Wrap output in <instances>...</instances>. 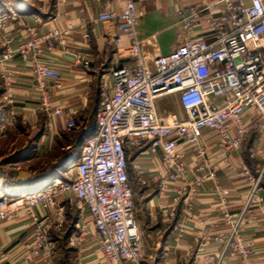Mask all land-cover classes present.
I'll use <instances>...</instances> for the list:
<instances>
[{
	"label": "built area",
	"instance_id": "built-area-1",
	"mask_svg": "<svg viewBox=\"0 0 264 264\" xmlns=\"http://www.w3.org/2000/svg\"><path fill=\"white\" fill-rule=\"evenodd\" d=\"M94 2L103 7L96 21L112 25L116 32L111 39L116 60L100 79L93 130L62 178L13 199L0 195V231L5 223L24 217L30 221L32 234L22 244L21 264H55L50 230L61 231L64 211L60 208L55 217H42L36 209L49 211L60 199L68 201L76 212L70 246L79 248L91 242L101 254V264H147L133 185L140 190L154 185L161 194L173 183H185L191 172L185 154L191 152L193 181L179 189L177 196L184 198L190 211L199 189L211 180V196L228 228L227 235L213 239L222 245L221 252L197 258L193 264H251L255 245L243 237L241 226L262 202L258 192L264 163L256 177H250L253 186L234 220L227 211L232 193L215 177L203 133L207 130L215 136L223 163L228 171H234L241 168L234 153L248 136L264 131V0H189L187 6L175 11L184 42L169 54L155 57L150 67L145 65L141 50L137 26L143 13L135 0ZM109 2L120 6L110 7ZM76 30L82 32V39H90L83 17L75 27L53 28L43 35L29 27V39L15 49L5 38L0 55V84L9 85L6 64L17 57V64L29 74L30 88L43 112L48 117L65 118L68 131L76 123L53 104L47 88L49 81L59 85L61 71L44 55L58 46L74 67L89 69L90 58L67 47ZM125 58L133 64H122L120 60ZM171 96L177 98L183 114L158 112L157 100ZM3 99L12 104L10 94ZM158 154L149 169L146 159ZM255 155L250 153V158ZM175 212L170 207L168 216L173 219ZM173 231L177 240L182 239L183 222H176ZM204 243H209L208 238Z\"/></svg>",
	"mask_w": 264,
	"mask_h": 264
},
{
	"label": "crops",
	"instance_id": "crops-1",
	"mask_svg": "<svg viewBox=\"0 0 264 264\" xmlns=\"http://www.w3.org/2000/svg\"><path fill=\"white\" fill-rule=\"evenodd\" d=\"M24 1L26 2L21 5L22 8L20 7L18 14L8 13L0 19V55L5 48V38L11 40V47L15 49L29 39L27 32L29 27L34 28L38 35H43L53 28H64L66 25L75 27L79 24L81 17L86 20L90 39L88 41L82 39V32L76 30L75 34L69 38L67 47L89 57L91 60L89 69L74 67L70 58L65 56L62 48L58 46L54 51L44 55V59L51 66L61 71L59 85L56 86L54 82L49 81L47 88L53 104L60 106L66 112V117L75 121L76 127L70 131L78 133L76 141L80 152L83 140L89 134L83 116L88 113L90 101L94 95L98 96L101 77L107 74L115 64L111 39L116 32L112 25L96 21L103 7L97 5L94 0H35L39 3L38 5H32L31 2L30 5L27 0ZM135 2L137 8L143 13L137 31L141 40L144 63L150 67L155 57L169 54L184 42L185 35L176 25L175 11L179 7L187 6L189 0H135ZM107 5L115 8L120 6L119 3L110 2ZM11 6L9 4L6 7V12L14 10ZM2 24L5 27H1ZM195 32L197 34L199 29ZM120 61L128 66L133 64L128 58ZM6 71L9 74V85L0 84V134L8 128L9 131L14 132V137L19 138L25 133L22 130L25 126L28 125L31 129H34L36 125L40 126L43 114L47 133L39 135L36 147L31 148L33 155L36 152L34 159L50 151H56L61 141L68 143L67 138L61 135L65 131L70 132L64 127L65 118L48 117L43 112L36 94L30 88L29 74L26 69L17 64V57H13L6 64ZM6 93L11 95L12 104L4 101L3 96ZM5 124L6 127H4ZM203 135L211 153L215 177L221 187L229 189L232 193L227 211L236 220L253 186L250 177H256L264 163V131L248 136L242 147L234 153L236 161L241 164V168L234 171H228L223 163L217 151L215 136L207 130ZM72 146L66 144L61 150L69 151L73 148ZM24 151L18 150L15 156ZM252 152H256L254 158H250ZM159 155L146 159V166L149 169L153 168V162ZM185 156L191 169L185 183L184 181L173 183L166 192L161 194L154 185L141 189L143 192L137 201L136 219L147 264H193L197 258L220 253L222 245L213 239L221 234H228L218 203L211 196L213 187L211 180L206 181L199 189L191 203L190 211L186 209L184 198L177 196L179 189L193 181L192 168L195 160L191 152H186ZM78 157L79 154L76 156L73 152H68L60 160L55 161L56 165L55 163L51 165L64 167ZM29 159L19 158L17 167L13 168L11 174L8 170L1 169L0 193L6 194L9 199L37 192L45 186L48 178L42 180L40 176H36V171L28 167L29 163L19 166L26 161L31 162L32 159ZM19 171L29 173V176L25 177L21 183L16 182ZM244 171H247L248 175ZM10 175L13 179H10ZM259 189L258 197L262 198V202L254 206L253 215L247 217L241 226L243 237L255 245V252L250 259L251 264H264V177L259 184ZM67 202L58 199L56 207H51L45 212L36 209V213L42 217H55L60 208L64 212L68 208L74 210ZM170 207L176 209L173 219L168 216ZM176 222L184 224V236L179 240L176 239L173 231ZM31 234L30 221L24 217L5 223L0 231V264H21L22 244L30 239ZM194 238H199V242H195ZM207 238L209 243L205 244L204 240ZM71 252L75 254L79 264H101L100 252L89 241Z\"/></svg>",
	"mask_w": 264,
	"mask_h": 264
},
{
	"label": "rangeland",
	"instance_id": "rangeland-1",
	"mask_svg": "<svg viewBox=\"0 0 264 264\" xmlns=\"http://www.w3.org/2000/svg\"><path fill=\"white\" fill-rule=\"evenodd\" d=\"M32 5H38L39 3L35 0H27ZM26 1L24 0H0V18L4 17L6 14H18L19 9H21V5L25 4ZM11 4L13 11L6 12V7ZM28 4V6H29ZM30 4V5H31ZM25 6V7H28ZM21 7V8H20ZM98 96L97 94L94 95V98L90 101L88 113H86L83 116L84 124L86 129H88L89 134L92 132L94 124H95V112L98 104ZM157 110L160 114L164 112L169 113H177V114H183L181 111V108L177 102V98L175 96H171L168 98H161L157 100L156 102ZM1 119V118H0ZM44 120L45 117L42 114V124L36 125L34 129H31L30 127L25 126L22 130L25 132L23 136L16 138L14 137V132L9 131L8 128H6L5 131H3L0 134V171L1 169H4L5 171H9V174H11V171H13V168L17 167V160L19 158H22V160L25 158L31 160V162H24L20 164L19 166L28 164V167L32 170L36 171V176H40L42 180H45L46 177L48 178L45 182L47 185L51 181L55 180L56 177L61 176L64 173V170L67 169L68 165L57 167L56 162L60 160L64 155H67L68 152L74 153V155L79 154V146L76 139L78 138V133L76 132H63L61 135L62 137L67 138L69 141L68 143H65L61 141V145L56 148V151H50L46 153L45 155L41 156L38 159H34L36 156V152H34V155L31 153V148L36 147V140L39 135H44L46 132L44 127ZM6 127V124L5 126ZM47 133V132H46ZM250 141V140H249ZM248 141V142H249ZM66 144L73 145L69 151L61 150V148H64ZM18 150H25L24 153H21L18 156H15L17 154ZM33 155V156H32ZM132 159V157H131ZM56 161V162H55ZM74 163L76 160L73 161ZM52 163H55V165H51ZM51 165V166H50ZM50 171H47L49 169ZM64 169V170H62ZM11 176V175H10ZM10 179H13V176L10 177ZM44 189V187L42 188ZM133 191H134V200L137 206V201L139 200L140 195L142 194L143 190H140L138 187L136 188L133 185ZM58 199L56 200L55 204L52 207H56ZM69 204V202H67ZM65 203V204H67ZM65 222L63 224V227L61 228V231L57 232L54 230H50V242L52 244L53 250H54V261L55 264H79L78 260L76 259V256L71 251L73 249H76L74 246L69 245V238L72 235L73 231L75 230L74 225L76 223V212L74 210H70L69 208L67 211L65 210Z\"/></svg>",
	"mask_w": 264,
	"mask_h": 264
},
{
	"label": "water",
	"instance_id": "water-1",
	"mask_svg": "<svg viewBox=\"0 0 264 264\" xmlns=\"http://www.w3.org/2000/svg\"><path fill=\"white\" fill-rule=\"evenodd\" d=\"M27 176H29V173L24 171H19L16 176V182L21 183Z\"/></svg>",
	"mask_w": 264,
	"mask_h": 264
},
{
	"label": "bare ground",
	"instance_id": "bare-ground-1",
	"mask_svg": "<svg viewBox=\"0 0 264 264\" xmlns=\"http://www.w3.org/2000/svg\"><path fill=\"white\" fill-rule=\"evenodd\" d=\"M73 163V162H72ZM59 183V182H58ZM0 195H2V193H0Z\"/></svg>",
	"mask_w": 264,
	"mask_h": 264
}]
</instances>
